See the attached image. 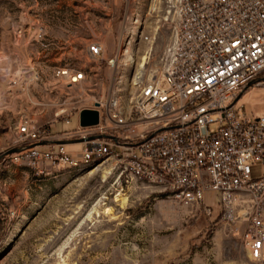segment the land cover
Wrapping results in <instances>:
<instances>
[{"label":"rangeland","instance_id":"rangeland-1","mask_svg":"<svg viewBox=\"0 0 264 264\" xmlns=\"http://www.w3.org/2000/svg\"><path fill=\"white\" fill-rule=\"evenodd\" d=\"M125 6L126 0H0V264H259L243 245V225L235 230L234 222L216 218L212 191L201 203H181L158 185L127 181L114 157L71 167L45 163L36 174L5 153L24 115L55 138L76 127L77 114L49 125L57 108L52 69L89 78V66L100 65L108 75L105 61L88 55L95 40L112 54L115 94L122 111L132 112L140 88L163 68L173 10L169 0ZM26 66L36 78L25 89L10 88L9 79ZM236 106L261 113L264 87L246 88ZM80 147L65 145L71 152Z\"/></svg>","mask_w":264,"mask_h":264},{"label":"built area","instance_id":"built-area-1","mask_svg":"<svg viewBox=\"0 0 264 264\" xmlns=\"http://www.w3.org/2000/svg\"><path fill=\"white\" fill-rule=\"evenodd\" d=\"M169 1L173 25L165 62L150 78L133 120L115 114L112 54L95 40L88 55L108 67L107 75L100 65L89 66L96 85L79 71L52 69L56 85L49 91L56 88L57 108L49 125L77 114L76 127L55 138L24 115L13 142L19 149L10 154L36 174L45 172V163L66 166L106 154L122 164L127 181L158 185L181 203H201L212 191L220 218L234 222L235 230L243 225L248 257L264 264V108L251 116L236 106L246 88L264 87V0ZM26 67L9 79L10 88L25 89L36 78ZM61 83L75 88L63 91ZM84 107L98 109L97 124H79ZM58 139H78L73 142L81 147L67 151L71 142Z\"/></svg>","mask_w":264,"mask_h":264},{"label":"bare ground","instance_id":"bare-ground-1","mask_svg":"<svg viewBox=\"0 0 264 264\" xmlns=\"http://www.w3.org/2000/svg\"><path fill=\"white\" fill-rule=\"evenodd\" d=\"M128 53V51H126ZM149 59V55L148 54H145V55H142L141 57V62H140V71H142V68L144 67V64L148 61ZM132 60V63H133V59ZM112 65H113V59H112ZM114 67V65H113ZM27 69L24 68L23 71H26ZM59 70H65V69H59ZM81 73V78H84V73L83 72H80ZM137 78V76L135 77ZM113 83H114V86H115V70H114V73H113ZM150 87V81L148 83H146L145 85H143L141 88H140V91L138 93V95L136 96L135 98V101H134V104L132 106V112H130L129 115H126L123 111H122V108H121V103L119 101V98L118 96L115 94V87H114V95L116 97L115 99V114L118 116V117H125V120H133L136 116V105H141V102H142V96L144 94V92ZM9 88V87H8ZM22 128V126L20 127ZM105 158H108L106 154H94L86 159H82L76 163H73V164H68L66 166L68 167H71V166H79V165H82V164H89L91 162H95V161H98V160H102V159H105Z\"/></svg>","mask_w":264,"mask_h":264},{"label":"water","instance_id":"water-1","mask_svg":"<svg viewBox=\"0 0 264 264\" xmlns=\"http://www.w3.org/2000/svg\"><path fill=\"white\" fill-rule=\"evenodd\" d=\"M99 121V111L95 107H84L79 112V124L81 126H89L97 124ZM78 139H58L55 142H73L77 141ZM19 147H11L10 149L6 150L5 153H12L17 151Z\"/></svg>","mask_w":264,"mask_h":264},{"label":"trees","instance_id":"trees-1","mask_svg":"<svg viewBox=\"0 0 264 264\" xmlns=\"http://www.w3.org/2000/svg\"><path fill=\"white\" fill-rule=\"evenodd\" d=\"M64 130H68V129H64ZM210 208H211V207H210ZM211 213H212V210H211ZM220 215H221V211H220V209H219V212H218V214H217L216 218H219V217H220Z\"/></svg>","mask_w":264,"mask_h":264},{"label":"crops","instance_id":"crops-1","mask_svg":"<svg viewBox=\"0 0 264 264\" xmlns=\"http://www.w3.org/2000/svg\"><path fill=\"white\" fill-rule=\"evenodd\" d=\"M106 54L108 53L107 51L105 52ZM56 125V123L54 124V125H52V126H55ZM52 128V127H51ZM60 131H62V130H60ZM50 135H56V134H50ZM41 146H45V144H40Z\"/></svg>","mask_w":264,"mask_h":264}]
</instances>
